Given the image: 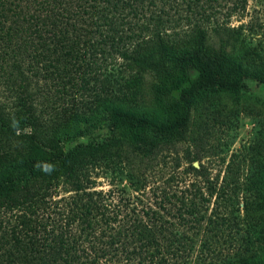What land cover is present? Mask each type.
Returning a JSON list of instances; mask_svg holds the SVG:
<instances>
[{
	"label": "trees",
	"instance_id": "trees-1",
	"mask_svg": "<svg viewBox=\"0 0 264 264\" xmlns=\"http://www.w3.org/2000/svg\"><path fill=\"white\" fill-rule=\"evenodd\" d=\"M248 1L0 0V264H264V166L149 174L201 94L264 84Z\"/></svg>",
	"mask_w": 264,
	"mask_h": 264
},
{
	"label": "rangeland",
	"instance_id": "rangeland-1",
	"mask_svg": "<svg viewBox=\"0 0 264 264\" xmlns=\"http://www.w3.org/2000/svg\"><path fill=\"white\" fill-rule=\"evenodd\" d=\"M231 24L253 25L260 34L253 37L254 43L259 40L258 38L264 39V0H249L246 10L235 15L231 19ZM143 82V90L132 104L136 105L141 114L158 115L160 110L152 98L154 80L147 75ZM194 102L199 111L197 112V109L194 111L195 120L191 136L185 142L165 147L164 151L151 161L150 182L167 179L174 172L181 174L190 162H193L194 166L197 165L195 167L198 169L201 162L208 169L210 178H217L220 175V181L223 180L231 161L243 179L252 166H264V84L249 78L245 82V88L240 91H208ZM63 103L69 110L82 108L88 112V109L83 107L88 105L84 98H76L78 105L74 107L68 104V101ZM108 135L107 125L101 123L91 133L66 142V148H73L92 140H102ZM194 158L199 160L195 161ZM190 175L184 176L189 179L192 178Z\"/></svg>",
	"mask_w": 264,
	"mask_h": 264
},
{
	"label": "clouds",
	"instance_id": "clouds-1",
	"mask_svg": "<svg viewBox=\"0 0 264 264\" xmlns=\"http://www.w3.org/2000/svg\"><path fill=\"white\" fill-rule=\"evenodd\" d=\"M46 170H50V166H49V169H46Z\"/></svg>",
	"mask_w": 264,
	"mask_h": 264
},
{
	"label": "water",
	"instance_id": "water-1",
	"mask_svg": "<svg viewBox=\"0 0 264 264\" xmlns=\"http://www.w3.org/2000/svg\"><path fill=\"white\" fill-rule=\"evenodd\" d=\"M195 166H197V165H195Z\"/></svg>",
	"mask_w": 264,
	"mask_h": 264
}]
</instances>
